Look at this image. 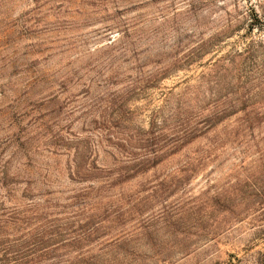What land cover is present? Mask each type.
I'll list each match as a JSON object with an SVG mask.
<instances>
[{
  "label": "rangeland",
  "instance_id": "rangeland-1",
  "mask_svg": "<svg viewBox=\"0 0 264 264\" xmlns=\"http://www.w3.org/2000/svg\"><path fill=\"white\" fill-rule=\"evenodd\" d=\"M0 264H264V0H0Z\"/></svg>",
  "mask_w": 264,
  "mask_h": 264
}]
</instances>
